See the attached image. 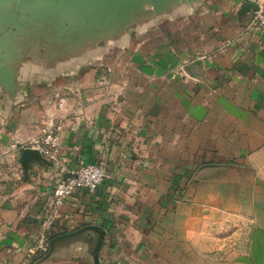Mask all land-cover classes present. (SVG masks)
I'll use <instances>...</instances> for the list:
<instances>
[{
  "label": "crops",
  "instance_id": "crops-1",
  "mask_svg": "<svg viewBox=\"0 0 264 264\" xmlns=\"http://www.w3.org/2000/svg\"><path fill=\"white\" fill-rule=\"evenodd\" d=\"M252 4V5H251ZM248 0H0V264H264V32ZM61 124L66 162L32 139ZM51 241V243H50Z\"/></svg>",
  "mask_w": 264,
  "mask_h": 264
},
{
  "label": "built area",
  "instance_id": "built-area-1",
  "mask_svg": "<svg viewBox=\"0 0 264 264\" xmlns=\"http://www.w3.org/2000/svg\"><path fill=\"white\" fill-rule=\"evenodd\" d=\"M256 8L251 10L250 25L264 32V0H248ZM61 124L43 126L40 133L31 141L32 147L40 154L42 161L53 165L66 162L61 144ZM106 168L102 163H79L70 169L44 196L38 215L39 228L33 244L27 250L21 264H27L34 257L45 254L49 249V240L55 233V224L60 216V208L74 191L83 189L94 193L103 182Z\"/></svg>",
  "mask_w": 264,
  "mask_h": 264
},
{
  "label": "water",
  "instance_id": "water-1",
  "mask_svg": "<svg viewBox=\"0 0 264 264\" xmlns=\"http://www.w3.org/2000/svg\"><path fill=\"white\" fill-rule=\"evenodd\" d=\"M251 5H252V4H251ZM253 6H254V7H252V10H254V9L256 8L255 4H254ZM36 152H37V151H36ZM37 154L39 155L40 159L43 160L42 157L40 156V154H39L38 152H37ZM50 243H51V241H50Z\"/></svg>",
  "mask_w": 264,
  "mask_h": 264
},
{
  "label": "rangeland",
  "instance_id": "rangeland-1",
  "mask_svg": "<svg viewBox=\"0 0 264 264\" xmlns=\"http://www.w3.org/2000/svg\"><path fill=\"white\" fill-rule=\"evenodd\" d=\"M55 124H59V123H55ZM50 125H53V124H50ZM46 126H48V125H46ZM40 130H41V129H40ZM39 133H40V132H39ZM39 133H38V134H39ZM38 134H37V135H38ZM37 135H36V136H37ZM36 136H35V137H36Z\"/></svg>",
  "mask_w": 264,
  "mask_h": 264
}]
</instances>
